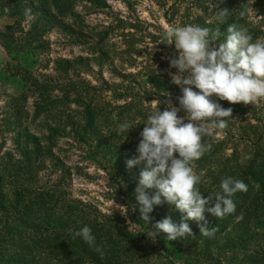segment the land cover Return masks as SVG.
<instances>
[{
  "label": "rangeland",
  "instance_id": "obj_1",
  "mask_svg": "<svg viewBox=\"0 0 264 264\" xmlns=\"http://www.w3.org/2000/svg\"><path fill=\"white\" fill-rule=\"evenodd\" d=\"M19 1L21 10L15 20L0 13V162L22 159L15 140H27L28 136L37 141L47 139L54 130L52 153L44 157L38 184L49 187L61 182L72 200L90 205L98 214L117 215L135 230L138 227L131 224L126 200L112 184L109 164L94 155L92 148L98 143L74 139L81 114L68 89L72 84L83 88L106 110L133 102L145 117L157 104L161 111L168 101L179 107L181 91L171 83L177 69L169 63L178 50L167 44V29L198 25L209 28L213 35L217 30L220 35L210 41V47L218 49L230 26L221 24L238 19L235 25L246 29L253 42L262 41L264 0H69L71 11L59 20L51 19L47 12H54L52 5ZM16 21L18 25L13 26ZM9 26L13 28L8 30ZM30 30L35 39L28 38ZM27 49L31 51L28 54ZM17 65L41 82L52 84L56 88L52 96L64 100L59 109L29 126L25 120L18 124L19 115L13 114L12 98L25 90L6 71ZM211 99L232 108V113L224 129H211L204 139L212 137L213 144L222 143L225 156L233 154L245 160L246 142L240 136L248 137L244 134L248 125L256 132L264 131V98L249 105L219 101L215 95ZM30 103L31 99L25 107L28 111ZM178 115L185 113L181 110Z\"/></svg>",
  "mask_w": 264,
  "mask_h": 264
},
{
  "label": "trees",
  "instance_id": "obj_2",
  "mask_svg": "<svg viewBox=\"0 0 264 264\" xmlns=\"http://www.w3.org/2000/svg\"><path fill=\"white\" fill-rule=\"evenodd\" d=\"M36 2L52 5L54 12L47 10L51 19L59 20L71 11L69 0ZM20 4L21 1L13 0L5 5L1 0V15L15 20ZM237 22L238 19L225 21L221 26ZM17 25L16 21L13 26ZM28 38L35 39L33 31L28 32ZM30 52L26 50V54ZM10 67L6 73L25 90V94L11 101L13 114L19 115L18 124L25 120L29 126L64 105L63 99L52 96L56 90L52 84L36 79L23 66ZM68 92L74 95L81 114L74 139L79 143H98L92 148L94 155L109 164L112 184L126 200L131 224L138 228H128L119 216L98 214L90 205L72 200L61 182L49 187L38 184L40 166L44 157L52 153L56 133L53 130L47 139L38 141L28 136L27 140L14 142L22 157L20 161L0 162V264H264V131L256 132L248 125L244 132L248 137L240 136L246 142L245 160H238L233 154L225 156V146L213 144L212 137L203 140L205 152L192 164L195 174L201 177L196 187L202 196L220 194V183L225 177L243 180L247 191L233 197L235 213L223 219L204 213L207 227L214 228L213 235L200 234L197 222L189 220L193 236L169 241L163 233L154 238L150 227L166 216L178 224L184 214L174 205L163 203L150 213L149 225L141 220L134 190L144 163L126 167V161L138 155L139 133L147 117L133 102L121 108L108 107V111L81 87L72 84ZM29 99L30 111L25 109ZM122 123L136 125L126 135L119 131ZM147 191L151 195L156 190ZM85 225L95 237L91 245L74 235Z\"/></svg>",
  "mask_w": 264,
  "mask_h": 264
},
{
  "label": "clouds",
  "instance_id": "obj_3",
  "mask_svg": "<svg viewBox=\"0 0 264 264\" xmlns=\"http://www.w3.org/2000/svg\"><path fill=\"white\" fill-rule=\"evenodd\" d=\"M219 35L217 30L213 35L209 28L198 25L171 26L165 33L167 44L178 50L169 63L177 69L171 83L180 88L179 107L168 101L165 110L161 111L158 104L152 109L139 133L138 155L126 161L129 169L144 163L134 190L141 220L149 225L150 213L163 203L174 205L184 214L178 224L166 216L152 225L154 238L161 233L169 241L193 236L189 220L197 222L200 234L213 235L214 228L207 227L204 213L217 219L235 213L233 197L247 191L243 180L225 177L220 183L221 193L205 198L196 187L201 177L192 167L205 152L204 137L211 129H224L232 113V108L212 100L213 95L219 101L244 105L264 98V40L253 42L246 29L232 24L218 49L210 47V41ZM181 110L184 116L178 115ZM135 125L122 123L119 131L127 135ZM149 189L156 191L150 195ZM74 235L89 245L95 240L87 225Z\"/></svg>",
  "mask_w": 264,
  "mask_h": 264
}]
</instances>
